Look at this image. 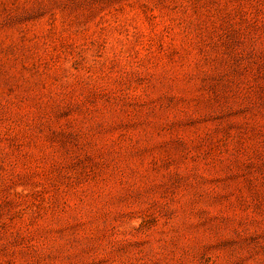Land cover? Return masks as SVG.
Here are the masks:
<instances>
[{"label":"rangeland","instance_id":"1","mask_svg":"<svg viewBox=\"0 0 264 264\" xmlns=\"http://www.w3.org/2000/svg\"><path fill=\"white\" fill-rule=\"evenodd\" d=\"M0 264H264V0H0Z\"/></svg>","mask_w":264,"mask_h":264}]
</instances>
